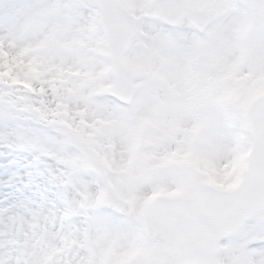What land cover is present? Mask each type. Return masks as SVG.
Here are the masks:
<instances>
[{
  "label": "snow or ice",
  "instance_id": "snow-or-ice-1",
  "mask_svg": "<svg viewBox=\"0 0 264 264\" xmlns=\"http://www.w3.org/2000/svg\"><path fill=\"white\" fill-rule=\"evenodd\" d=\"M0 264H264V0H0Z\"/></svg>",
  "mask_w": 264,
  "mask_h": 264
}]
</instances>
